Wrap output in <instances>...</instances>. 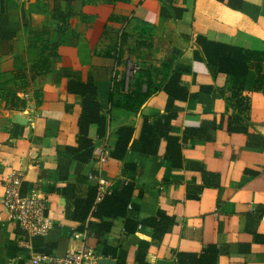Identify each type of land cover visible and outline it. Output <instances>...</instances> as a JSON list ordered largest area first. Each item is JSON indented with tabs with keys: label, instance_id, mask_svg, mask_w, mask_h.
I'll use <instances>...</instances> for the list:
<instances>
[{
	"label": "crops",
	"instance_id": "crops-1",
	"mask_svg": "<svg viewBox=\"0 0 264 264\" xmlns=\"http://www.w3.org/2000/svg\"><path fill=\"white\" fill-rule=\"evenodd\" d=\"M244 1L258 12V21L231 8L228 0H70L66 23L52 18L55 5L65 11L64 0H0V54L10 55L13 70L27 74L6 85L11 95L24 100L23 107L9 108L11 96L0 93V264H27L32 252L63 254L82 243L113 264H137L139 252L145 264H177L180 254L206 260L210 246L219 251L215 264H264V242L255 238L264 235V61L249 69L242 89L249 101L247 132H230L229 117L237 115V108L226 76L194 58L199 34L264 51V0ZM55 25L64 26L57 56L48 73L37 75L29 66L38 50L26 29ZM137 70L149 87L160 89L138 111H129L113 88L122 80L121 90H128ZM176 71L188 95L169 108L162 89ZM69 77L95 85L107 119L102 137L96 126L89 127L94 148L83 170L92 169L102 180L103 197L131 182L129 211L138 219H171L161 239H153L152 230L141 225L126 234L122 219L113 222L101 245L91 235L76 236L88 232L92 219L83 227L68 219V201L58 190L74 184L82 197L87 189L76 182L77 165L59 154L76 144L81 112L82 97L69 92ZM146 89L144 82L142 91ZM145 118L169 124L171 135L180 138L179 168L164 158L165 140L154 155L130 150L126 160L135 165L133 171L123 172V162L110 157L118 128L132 127L137 141ZM205 123L214 127L211 141L181 139L186 129ZM99 154L106 156L104 161L93 158ZM13 171L22 175L23 191L44 193L54 222L48 235L28 236L7 218L4 181ZM98 196L97 189L95 203L103 198ZM107 248L114 249L112 257L105 255Z\"/></svg>",
	"mask_w": 264,
	"mask_h": 264
},
{
	"label": "trees",
	"instance_id": "trees-1",
	"mask_svg": "<svg viewBox=\"0 0 264 264\" xmlns=\"http://www.w3.org/2000/svg\"><path fill=\"white\" fill-rule=\"evenodd\" d=\"M84 1V0H76ZM66 3L65 11L54 7L52 18L56 21L66 23L67 17L70 16V0H64ZM227 4L234 9L249 14L255 21H258V12H252L254 9L244 0H228ZM8 4L6 8H8ZM256 11V10H255ZM64 26L61 28L55 25L54 28L49 26L28 27L26 29L28 41L35 44L38 50V57L35 62L30 64L29 69L37 75H43L49 72L51 61L57 56V48L62 42V33ZM196 44L199 50L194 52L195 59H203L208 66L214 68L217 72L226 76L227 89L229 98L235 101L237 115L229 117L228 131L230 132H247L246 120L249 101L242 95V89L249 69L258 66L264 61V51L254 50L243 47L235 40L231 44L216 43L207 39L203 35H197ZM259 63V64H258ZM258 64V65H256ZM166 66V63L163 64ZM136 77L132 78L128 90L123 92L122 80L115 83L113 92L121 95L124 103L123 108L129 111H138L140 107L156 92L159 86H150L149 81H143L145 76L142 71L137 70ZM24 70H13V62L10 55L0 54V93L3 97H10L9 108L23 107L24 100L15 95H11V90L6 85L17 79L26 77ZM262 75H259L256 81V87L260 86ZM147 89L142 91L143 83ZM68 90L71 93L79 94L82 97L81 112L78 117L77 126L78 134L76 144L66 146L60 155L72 160L79 170L77 183L87 185L86 194L77 196L75 185L67 184L58 190L67 201V218L83 224L87 221L88 235L93 236L97 244L101 245L104 237L110 232L113 222L117 219L123 220V227L126 234H132L138 225L148 227L152 230L153 239H161L171 219L165 215L158 217H145L138 219L136 212L129 211L128 205L134 190L131 182L124 184L119 189L112 190L105 195L98 203H95L97 193V183L92 182L89 177L94 174L90 168L83 170V166L89 164L92 160V151L94 141L89 137V127H97V135L102 137L107 128V119L101 112V105L97 99V91L94 84H88L74 80L69 77ZM168 95V107L175 100H185L188 95V88L180 81V73L176 71L170 75L162 89ZM174 115V114H173ZM172 116V115H171ZM214 127L211 123H205L197 128L186 129L181 139L211 141L214 136ZM133 128L130 126H121L117 130V141L110 152V157L123 162V172L134 170L135 165L127 162L126 156L130 150H136L147 155H154L161 140H165L166 149L164 158L171 163V167L179 168L181 166L180 138L171 135L170 125L161 122L159 119H144L141 135L137 141L133 140ZM81 227V228H82ZM257 241L264 242V235H255ZM204 254L208 258L196 254H180L177 264H215L219 251L214 247H208ZM106 256L112 257L114 249H106ZM137 264H145L143 253L139 252L136 257Z\"/></svg>",
	"mask_w": 264,
	"mask_h": 264
},
{
	"label": "built area",
	"instance_id": "built-area-1",
	"mask_svg": "<svg viewBox=\"0 0 264 264\" xmlns=\"http://www.w3.org/2000/svg\"><path fill=\"white\" fill-rule=\"evenodd\" d=\"M104 161L106 156H93ZM91 179L97 181L98 199L103 197V182L97 174H90ZM5 192L2 204L7 218L28 236H46L54 227V222L47 211V200L38 188L23 191V177L19 172H11L4 181ZM87 229L77 233L78 238L87 237ZM100 257L92 248L82 243L78 248H69L63 254L51 252H32L27 264H101Z\"/></svg>",
	"mask_w": 264,
	"mask_h": 264
},
{
	"label": "water",
	"instance_id": "water-1",
	"mask_svg": "<svg viewBox=\"0 0 264 264\" xmlns=\"http://www.w3.org/2000/svg\"><path fill=\"white\" fill-rule=\"evenodd\" d=\"M100 263H101V264H113V261L110 260V259H107V258H105V257H102V258L100 259Z\"/></svg>",
	"mask_w": 264,
	"mask_h": 264
}]
</instances>
